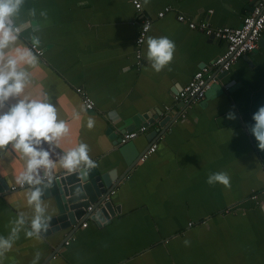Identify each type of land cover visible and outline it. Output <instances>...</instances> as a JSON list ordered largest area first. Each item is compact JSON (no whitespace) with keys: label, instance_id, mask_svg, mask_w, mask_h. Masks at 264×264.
<instances>
[{"label":"crops","instance_id":"1","mask_svg":"<svg viewBox=\"0 0 264 264\" xmlns=\"http://www.w3.org/2000/svg\"><path fill=\"white\" fill-rule=\"evenodd\" d=\"M139 1L140 10L132 0H25L20 17L31 23L22 28L18 45L29 48L35 37L43 51L38 55L32 50L39 65L29 69L32 83L24 95L39 98L47 93L70 129L58 151L84 142L91 159L105 169L116 168L117 175L127 166L106 129L111 127L119 137L136 112L156 114L160 109L162 115L176 116V85L186 84L226 47L224 40L179 22L177 14L213 27H235L255 4ZM165 6L171 11L158 17ZM33 8L36 16L29 17ZM147 18L151 25L138 62L135 40ZM149 36L175 42L171 71L151 70L145 57ZM260 40L246 58L217 77L203 99L186 108V117L178 116L166 130L156 123L133 139L127 153L136 162L114 189L119 212L109 223L98 226L87 218V225L63 244V231L28 239L24 231L32 212L26 187L0 193V236L9 234L18 213L27 218L20 238L0 257V264H32L37 252L36 264H264V151L245 127L249 121L255 123L253 114L264 106V31ZM77 87L93 99L94 109L85 108ZM229 112L236 119H227ZM88 117L95 121L91 129ZM154 129L159 130L152 140L156 149L140 161L136 151L148 149L146 134ZM23 163L10 148L0 153V175L9 187L16 185ZM65 171L57 167L53 173ZM220 171L229 174V188L206 183L210 173ZM254 192L257 197L251 199ZM44 202L50 204L52 198Z\"/></svg>","mask_w":264,"mask_h":264},{"label":"clouds","instance_id":"2","mask_svg":"<svg viewBox=\"0 0 264 264\" xmlns=\"http://www.w3.org/2000/svg\"><path fill=\"white\" fill-rule=\"evenodd\" d=\"M149 2L144 0L145 5ZM24 4L25 0H0V153L10 148L19 153L24 162L23 169L15 177L16 184L27 189V205L32 212L29 228L24 231V235L28 239L40 240L42 233L49 229L50 217L42 197L45 189L52 185L54 170L59 167L69 173L87 172L96 168L97 163L91 159L89 146L84 142L59 152L61 139L70 131L67 121L58 117V109L47 93H41L39 98L24 95L25 88L32 83L29 69L39 65L38 56L30 48L18 45L22 28L26 23H31L20 18ZM40 15L46 17L47 14L41 11ZM28 16L35 17L36 9H30ZM34 40L37 45L40 43L38 38L34 37ZM146 46L145 57L151 70L155 73L166 68L171 71L175 42L167 36H149ZM76 118H79V113H76ZM227 119L234 120L236 116L229 112ZM252 119L255 123L250 129L251 133L258 142V148L264 151V106L259 107ZM94 123V119L88 117L89 129ZM54 156L56 159H53ZM230 179L227 172H213L207 177L206 183L229 188ZM26 219L23 212L18 213L15 220L11 221L13 227L9 234L0 236V257L11 251L20 238ZM39 256V252L35 253L32 264H36Z\"/></svg>","mask_w":264,"mask_h":264},{"label":"water","instance_id":"3","mask_svg":"<svg viewBox=\"0 0 264 264\" xmlns=\"http://www.w3.org/2000/svg\"><path fill=\"white\" fill-rule=\"evenodd\" d=\"M209 37L213 38V35H209ZM260 42L261 40L259 39L258 43ZM246 56L245 54L242 57L246 58ZM227 72H219L217 77L220 78L226 75ZM180 89L181 87H176L174 92L176 93ZM182 107L183 105L180 106V108ZM155 111L156 114H152L151 111L133 114L130 117V123L121 129V135L140 126H145L146 129L150 128L156 123H158L160 130H166L178 117V115L172 116L170 112L162 115L163 112L160 109H155ZM253 125L254 123L251 121L245 123V127L252 139L255 138L250 130ZM112 130L111 127H108L106 133L112 139V145L121 153L123 161L127 166L124 173L117 175L116 168L105 169L103 166L97 165L96 168L87 172L78 171L69 173L65 171L58 174V178L53 177L51 187L45 189V194L42 197L43 200L52 198V203L46 204L47 214L50 217L49 229L46 233H42V236L63 231L64 237L60 241L63 244L87 218L100 226L109 223L112 216L116 212H119V205H114L113 202L114 189L136 161H134L135 159H131V155L127 153V149L129 151L133 149L130 144L133 142V139L121 144L120 136L118 137ZM158 132V129H154L146 134L148 148L153 144L152 140ZM141 154L140 151H136L135 158L139 159ZM5 190H9V185L0 175V193H3ZM88 207H91L90 210Z\"/></svg>","mask_w":264,"mask_h":264},{"label":"built area","instance_id":"4","mask_svg":"<svg viewBox=\"0 0 264 264\" xmlns=\"http://www.w3.org/2000/svg\"><path fill=\"white\" fill-rule=\"evenodd\" d=\"M134 7L137 10L141 9V2L139 0H132ZM171 11L170 6H165L157 13L158 17H163L167 12ZM177 20L185 23L191 29L202 31L206 35H213V37L222 39L226 42L224 51L216 56L209 64L204 65L196 70L191 79L184 84L179 91L174 94V102L179 108L178 116L186 117V108L191 104L196 103L205 97L206 92L211 88L212 84L218 82L217 74L223 71H229L230 67L236 63L242 56L253 51L257 47L258 40L264 31V0H255V4L251 10L242 18L241 24L235 27L231 26H218L213 27L206 21H195L191 17L183 14H177ZM151 25V19H144L142 22L139 34L135 40L136 58L140 62L141 53L140 46L143 43L146 33ZM29 48L38 55H42V49L35 43L31 42ZM77 93L80 95L82 103L87 110L94 109V101L87 94V92L80 88H76ZM183 105L182 108L180 106ZM167 111L171 109L166 107ZM146 130L145 126H140L134 130L125 132L120 135V143L124 144L131 139L137 137L139 133ZM156 144H152L146 151H144L139 160L144 161L156 149ZM53 177L58 178V174L53 173ZM18 184L9 187V190L14 191L22 188ZM257 193L251 195V199H256ZM91 207H88L90 210ZM83 227L87 222L81 224ZM191 225V223H189ZM69 241H65L68 243Z\"/></svg>","mask_w":264,"mask_h":264}]
</instances>
